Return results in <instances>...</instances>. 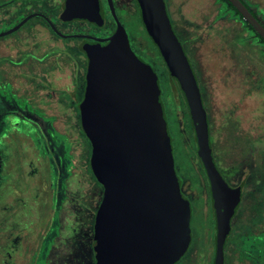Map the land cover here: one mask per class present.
<instances>
[{"label":"rangeland","instance_id":"374dc122","mask_svg":"<svg viewBox=\"0 0 264 264\" xmlns=\"http://www.w3.org/2000/svg\"><path fill=\"white\" fill-rule=\"evenodd\" d=\"M243 1L264 24V0ZM166 4L173 27L201 85L213 131L211 139L218 168L230 185L238 186L242 182L245 186L228 243H232L242 257L247 256L255 264H264L262 253L259 252L258 257L251 250V247H262L263 243H258L262 240H253L260 239L262 230L254 238V233H250V228L264 217V45L257 40L254 32L245 28V20L226 2L166 0ZM115 8L132 40L146 36L138 10L127 12L119 4ZM109 16L112 22V16ZM111 29H114V24H111ZM13 34L15 36L16 32ZM10 36L0 37V43ZM18 52L17 47L7 50L18 60L0 55V264L5 262L2 254H7L10 244L18 247L15 253L18 254L12 255V251L11 257L7 254L10 258L6 260H19L17 264H94L90 245L92 219L102 193L95 191L88 173L90 150L76 128L77 109L70 105L76 102L70 93L73 90L72 69L66 64L62 71L55 72L56 87L48 88L46 85L31 103L27 94L33 91L34 82L31 81L33 77H30L27 62L17 66V69L8 63L18 64L28 59V55L20 53L18 56ZM3 53H6L5 49ZM148 59L159 75L178 174L194 206L196 243L176 264H212L217 235L214 201L199 156L190 110L182 92L179 91L178 101L172 97V80L170 82L164 61L159 57ZM4 77L12 80L16 89ZM44 114L54 116L56 129L72 139L76 168L68 178L66 200L63 201L56 179H53L54 188L51 189L52 183L45 175L38 184L40 196L37 201H30L32 211L23 216L21 209L15 214L17 204L22 201L11 196L16 190L8 180V174L14 173L13 180L21 183L23 175L17 172L20 164L14 161V170V165L4 161L3 146L9 139L20 141L22 138L19 135L32 131L34 125L31 124H36L47 135V125L49 129L53 127L48 121L49 124H46ZM44 165L47 166L45 162ZM52 192L54 201L51 210ZM24 196L29 198L28 194ZM26 220L29 235L22 225ZM38 238L43 240L41 248L35 247ZM32 252L34 255L31 257ZM237 264L252 263L245 259Z\"/></svg>","mask_w":264,"mask_h":264},{"label":"water","instance_id":"95a60500","mask_svg":"<svg viewBox=\"0 0 264 264\" xmlns=\"http://www.w3.org/2000/svg\"><path fill=\"white\" fill-rule=\"evenodd\" d=\"M76 1L75 17L102 18L98 0ZM137 1L147 33L189 106L215 205L213 264H224L225 241L242 186L230 185L215 162L200 84L166 0ZM228 1L264 39V24L248 6L242 0ZM110 6L117 26L114 33L105 44L85 43L89 65L80 106L82 127L92 144L91 169L104 186L94 222L95 264H176L192 242V206L182 193L176 171L158 75L132 49L112 0Z\"/></svg>","mask_w":264,"mask_h":264},{"label":"flooded vegetation","instance_id":"af4514ba","mask_svg":"<svg viewBox=\"0 0 264 264\" xmlns=\"http://www.w3.org/2000/svg\"><path fill=\"white\" fill-rule=\"evenodd\" d=\"M76 2H77L76 0H0V33L7 32L8 30L22 23L19 26V28H17L15 31L3 35V36L6 35H11V36L8 37L7 40H5L4 42L0 43V55L2 57L13 58V54L7 53V50H13L14 47L18 48L19 51L18 56L20 55V53L28 55V59L24 62H19L18 64L11 62L8 63L11 65L12 68L17 69L16 68L17 66H20L23 63L27 62V65L30 68L29 71H31L30 77H33L31 78V81L34 82L33 91H30V93L27 94L29 96L28 98L30 99L31 103L35 101V96L37 95V92L40 89L46 87V85L48 86V88L56 87V83L54 81L55 78L54 74L57 71H62L65 68L66 64H68L72 69L73 89H76L79 86L86 87V75L89 65V59L87 56V52L85 50V43L100 42L101 44H105L107 43V38L110 37L116 30L117 26H116L115 18L111 11L110 0H98L100 5V10L102 13L101 15L102 18L98 21L89 18L75 17L74 14L75 12L72 11V8L74 7ZM81 3L83 4V6L87 5V4L85 5L84 2ZM112 3L114 7L117 4L121 5V7L127 12H137L138 10L140 21L142 24L141 28L146 30L142 20L141 8L137 0H112ZM109 14L112 16V20H113L112 22L110 20ZM111 24L112 25L114 24V29H111ZM14 32H16L15 36L13 34ZM129 39H130L131 47L135 51V53L144 61L149 63L158 75V72L154 64L150 62V59H148V57L155 60V57H159V56L157 55L156 50L150 44V41L147 38V36L137 37L136 39L132 40V38L129 35ZM2 46L4 47L6 53H3L4 49H2ZM18 59L13 58V60H18ZM79 78L80 80H78ZM4 79L7 81V83H10L16 89L15 84L13 83L12 80H10L8 77H4ZM158 79H159V75H158ZM70 92H72V90ZM48 94L51 95L50 92H48ZM19 95L20 94H18L17 96ZM68 103L70 104L69 99H68ZM164 109L166 114L165 105H164ZM209 128L211 135L213 131H212V127H210V123H209ZM176 171L178 174L177 166H176ZM240 185L242 186V196L240 201L241 204L243 200V193H244L243 191L245 186L242 182L238 186ZM181 189L183 195L185 196L186 199H188V201L191 203L192 206V220H191L192 242L189 247L190 249L196 243L195 235H194V227H193L194 217H195L194 206L190 196H187L186 192L184 191V185L182 179H181ZM211 197H212V193H211ZM237 210L238 208L236 209L235 215L237 213ZM214 211H215V205H214ZM235 215L232 218L230 234L233 233V219ZM215 220H216V213H215ZM250 229H252L250 233H254L252 235L253 238L257 234H260L262 230V236L260 237V239H253V240H262L258 242V243L260 242L263 243L262 247L258 249L251 247V250L252 253L257 254L258 257H260L258 253L261 252L262 253L261 259L264 261V217H262V220L257 221ZM229 236L227 237L224 246V252H225L224 264H237L240 262L243 263L245 259L249 260L252 264H255L247 256L242 257L238 253V251L234 249L232 243H228ZM215 253H216V240H215Z\"/></svg>","mask_w":264,"mask_h":264},{"label":"trees","instance_id":"16d2710c","mask_svg":"<svg viewBox=\"0 0 264 264\" xmlns=\"http://www.w3.org/2000/svg\"><path fill=\"white\" fill-rule=\"evenodd\" d=\"M218 1H220V0H218ZM221 1L226 2L227 5L231 9H233L235 11V13L243 19V16L241 15V13L237 10V8L230 1H228V0H221ZM250 10L257 17V15L253 12V10L252 9H250ZM245 28L251 33L254 32L257 36V40H259L260 43L264 45V39L257 33V31L247 21H245ZM145 33H146V36L149 39V41L152 43V46H154V48L156 49V52H157V55L159 56V58L162 61H164L162 56H161L159 49L157 48V46L155 45V43L153 42L151 37L147 34L146 30H145ZM166 69H167V67H166ZM167 72H168L169 77H170V82L172 80V83H170V86H171L170 89L172 92V97L174 98L175 101H178L179 91L182 92V89H181L177 79L171 75V73L168 71V69H167ZM78 80H80V78ZM70 93L72 94L71 96L74 99L76 97V100H75L76 102L73 104H70L73 108L77 109L76 112L78 114V120L76 122V128L79 130L80 134L85 138L84 140H86V142L88 144V147L90 150V156H91L92 144H91L89 138L87 137V135H86V133L82 127L81 113H80V106H81V103H82L83 98H84L85 87L79 86L76 89H73L72 92H70ZM182 94H183V92H182ZM183 98L185 99L184 94H183ZM185 102H186V100H185ZM186 105H187V102H186ZM42 116H43L46 124H49L48 122L52 123V125H51L53 127L52 129L51 128L49 129V125H47V129H46L47 135H44L43 132L39 128H37L36 124H31V125H34V126H32L33 127L32 131L24 132V133H22V135H19V137L22 138L20 141L16 142V141H14V139H9L6 141V143L3 146V154L5 155V159H6L4 161L10 162L12 165H14L13 164L14 161H19V164H20L19 168H17V172L20 171V173H22V175H23L21 183H19V181L15 182V180H13L16 176V174H14V173L8 174V180H11V183L14 184V188L16 190L15 194H13L11 196L16 197V198L18 197L21 199L20 201H22V203L17 204L15 214L18 212V210L21 209L23 216H26L27 212L32 211V208H31L32 203L30 204V201L35 202V201H37L38 197L40 196V192H39L40 190H39L38 184H39V181L41 180V178H43L45 175L49 179V182L52 183L51 189L54 188L53 179L54 178L56 179V182H57L56 186H60L59 192H61V196H63V201L66 200V198L68 196L67 195L68 178L73 174L74 169L76 168V161H75L74 154L72 151V144H73L72 139L69 137L68 134L63 133V132L56 129V127L53 124V122L55 120L54 116L51 117V116H48L46 114H44ZM34 127H36V128H34ZM34 129H36V130H34ZM62 135L65 137L62 138L61 137ZM211 142H212V139H211ZM11 150H13V151L11 152ZM198 152H199V150H198ZM213 155H214V149H213ZM214 158H215V156H214ZM90 159H91V157H90ZM90 159L88 160L89 162H88V169L87 170H88V173H89V175H90V177H91V179L95 185L94 186L95 191L102 193V197L100 200V203H101L102 198H103L104 186L99 181H97V179H96V177H95V175L91 169ZM43 160L47 164V166L44 165V162L41 163ZM215 162H216V160H215ZM72 165H73V168H72ZM14 167H15V165H14ZM203 169H204L205 175L207 177L204 166H203ZM14 170H16V167ZM207 182H208V178H207ZM208 188H209V193L211 195L209 182H208ZM25 194H28L29 198L24 196ZM53 194H54V192H52L51 196H50V200H51L50 208H51V210H52V205H53V201H54V199L52 198ZM100 203H98L97 207L95 208L94 218L92 219L93 237L90 241V245L92 248L93 256H94L93 241L95 238L94 222H95L96 213H97V210H98ZM51 219L52 218H50V220H49L48 226L51 223ZM22 223H23L22 225L25 227L24 230H26L24 232H27L29 235V233H30L29 232V230H30L29 223L27 222V220L22 222ZM15 233L16 232H14V234ZM28 235H27V237H28ZM3 236L9 244V240H7V237H5L4 234H3ZM10 238H11V236H10ZM42 241H43L42 239L38 238L37 246H35V247L41 248L43 245ZM10 246H11V248L7 252L8 256L11 257L12 251H13L12 255H17L18 253L17 254H15V253H16V251H18V250H16L18 247H16L15 244H13V245L10 244ZM33 252H34V249H33ZM33 252H32L31 257L34 255ZM7 254L4 252L2 254L4 257V261L6 262V263L4 262L3 264H10V263L11 264H17V263H19V260L14 261V262L9 261V260L7 261L6 260L8 257ZM21 256H22V253H21ZM10 257H8V258H10ZM94 264H95V257H94Z\"/></svg>","mask_w":264,"mask_h":264}]
</instances>
